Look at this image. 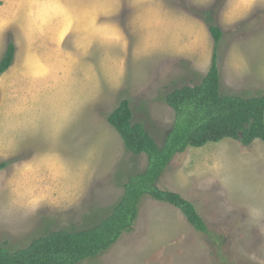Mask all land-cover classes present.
Segmentation results:
<instances>
[{"label": "rangeland", "instance_id": "374dc122", "mask_svg": "<svg viewBox=\"0 0 264 264\" xmlns=\"http://www.w3.org/2000/svg\"><path fill=\"white\" fill-rule=\"evenodd\" d=\"M254 1L0 0V59L15 45L0 75V247L111 212L146 155L124 148L108 114L127 99L160 146L174 119L164 96L201 81L210 25L221 30L220 93H264V1ZM157 186L191 201L209 235L146 196L132 231L77 264H264V141L188 147Z\"/></svg>", "mask_w": 264, "mask_h": 264}, {"label": "trees", "instance_id": "16d2710c", "mask_svg": "<svg viewBox=\"0 0 264 264\" xmlns=\"http://www.w3.org/2000/svg\"><path fill=\"white\" fill-rule=\"evenodd\" d=\"M208 30L214 48L201 81L164 96L174 119L160 146L142 122L133 121L127 99L119 101L108 114L107 122L121 137L124 148L134 155H146V167L127 178L111 212L87 229L50 231L15 250L0 247V264H77L96 257L134 229L140 203L146 196L179 209L194 229L209 235L194 204L176 191L158 187L157 182L172 158L188 147L223 138L238 140L243 146L251 145L255 139L264 141V93L252 97L220 93L216 49L221 30L212 25ZM14 54L15 45L9 42L0 59V75L11 66ZM5 166L6 162H0V170Z\"/></svg>", "mask_w": 264, "mask_h": 264}, {"label": "crops", "instance_id": "0c3cea01", "mask_svg": "<svg viewBox=\"0 0 264 264\" xmlns=\"http://www.w3.org/2000/svg\"><path fill=\"white\" fill-rule=\"evenodd\" d=\"M254 1V0H253ZM250 1V0H238V7H237V9L238 10H241L242 9V7L243 6H245V8L247 7V6H249V5H252L253 3H256V1ZM261 2H263L264 0H260ZM233 2H234V0H232V2L230 3V5L232 6V4H233ZM259 5V4H258ZM234 8H236V5L234 6ZM245 8H244V10H245ZM243 10V11H244ZM41 11H44V10H41ZM45 11H46V9H45ZM208 39H211V37H210V35H208ZM208 39H206L205 38V42H206V44L204 45V47L201 49V50H199V52L200 53H202V55L203 56H207L208 57V61H209V65H210V62H211V56H212V53H213V50H212V52H210V47L208 46V42H209V40ZM256 44H259V42H256ZM210 45V44H209ZM212 45H213V42H212ZM213 48H214V46H213ZM197 49V48H196ZM232 49V48H231ZM233 52H238L239 54H240V56L242 57V54H243V52L241 51V50H239L237 47H236V45L234 44V47H233V50H232ZM199 53V54H200ZM218 61H219V57H217V64H218ZM218 67V71H219V76H220V70H219V66H217ZM221 85V76H220V83H219V86ZM219 90H220V87H219ZM49 196L48 195H44V196H42V198H41V203L43 204V202L45 203L46 201V198H48ZM40 203V204H41Z\"/></svg>", "mask_w": 264, "mask_h": 264}, {"label": "clouds", "instance_id": "9594fccd", "mask_svg": "<svg viewBox=\"0 0 264 264\" xmlns=\"http://www.w3.org/2000/svg\"><path fill=\"white\" fill-rule=\"evenodd\" d=\"M250 211L253 212V213H257V214H259V212H260L259 209H251Z\"/></svg>", "mask_w": 264, "mask_h": 264}]
</instances>
